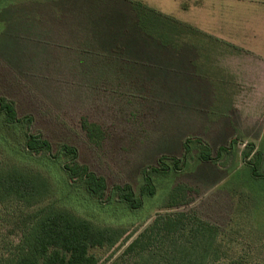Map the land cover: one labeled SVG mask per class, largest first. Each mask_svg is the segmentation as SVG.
I'll return each instance as SVG.
<instances>
[{
	"label": "rangeland",
	"instance_id": "374dc122",
	"mask_svg": "<svg viewBox=\"0 0 264 264\" xmlns=\"http://www.w3.org/2000/svg\"><path fill=\"white\" fill-rule=\"evenodd\" d=\"M132 1L0 0V95L20 117L33 116V132L51 141L53 154L76 147L80 162L106 179L105 200L80 187L61 194L47 157L18 152L15 160L50 177L48 201L128 231L112 248L91 249L98 264H133L123 257L126 247L158 215L177 210L221 230L226 256L215 264H264V178L249 163L259 151L264 159V28L254 29L259 44L245 45L257 48L250 51L192 25L190 0H139L198 30L164 45L138 30ZM251 30L224 29L244 37ZM83 120L101 127L98 144ZM187 140V164L176 172L172 159H183ZM198 140L216 162L197 158ZM161 158L169 175L151 171ZM147 169L157 193L131 211L114 187L139 193ZM177 184L189 187L190 204L167 209Z\"/></svg>",
	"mask_w": 264,
	"mask_h": 264
},
{
	"label": "trees",
	"instance_id": "16d2710c",
	"mask_svg": "<svg viewBox=\"0 0 264 264\" xmlns=\"http://www.w3.org/2000/svg\"><path fill=\"white\" fill-rule=\"evenodd\" d=\"M130 4L138 30L159 39L164 45L182 33H198L195 27L166 16L142 1ZM33 125V116L20 117L15 102L0 95V264H98L99 259L91 249L112 248L128 231L97 224L63 204L59 206L57 200L48 201L53 187L50 177L17 162L15 156L20 152L31 157H47L45 160L50 162V168H58L61 194L80 187L87 195L103 201L108 183L87 164L80 162L76 147L64 144L59 153L53 154L51 141L33 132ZM82 127L92 143L98 144L97 141L103 138L99 125L83 120ZM197 142L200 150L198 152L196 148L197 158L216 162L210 148L200 140ZM189 143V140L185 142L187 152L183 159H172L176 172L187 164ZM224 150L228 151L225 147L220 148V151ZM249 156L244 154L246 159ZM253 158L254 161H249L253 176L264 178L262 152H256ZM158 165L151 171L169 175L172 168L165 164V158H161ZM149 170L143 172L144 181L139 193L131 185L114 187L131 211L142 209L144 199L157 193ZM189 190L186 185H175L166 201L167 209L188 206ZM106 200L111 201L110 198ZM220 235L219 228L192 211L168 212L158 215L126 247L123 257L133 264H215L226 256V251L219 244Z\"/></svg>",
	"mask_w": 264,
	"mask_h": 264
},
{
	"label": "crops",
	"instance_id": "0c3cea01",
	"mask_svg": "<svg viewBox=\"0 0 264 264\" xmlns=\"http://www.w3.org/2000/svg\"><path fill=\"white\" fill-rule=\"evenodd\" d=\"M192 25L211 32L225 43L243 48L247 44L257 45L258 35L254 29L264 28V0H190ZM236 32L251 28L250 36L227 33L224 29ZM250 51H257L254 46H245Z\"/></svg>",
	"mask_w": 264,
	"mask_h": 264
}]
</instances>
